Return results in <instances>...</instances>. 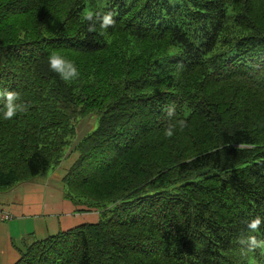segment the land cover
Segmentation results:
<instances>
[{"label":"trees","instance_id":"16d2710c","mask_svg":"<svg viewBox=\"0 0 264 264\" xmlns=\"http://www.w3.org/2000/svg\"><path fill=\"white\" fill-rule=\"evenodd\" d=\"M173 2L0 0V90L27 106L4 120L0 98V192L48 176L97 116L62 183L99 221L14 264H264V247L239 243L264 240V0ZM86 8L116 13L115 28L89 33ZM53 51L78 79L50 69ZM170 104L187 122L171 139Z\"/></svg>","mask_w":264,"mask_h":264},{"label":"crops","instance_id":"0c3cea01","mask_svg":"<svg viewBox=\"0 0 264 264\" xmlns=\"http://www.w3.org/2000/svg\"><path fill=\"white\" fill-rule=\"evenodd\" d=\"M69 152H73V149ZM68 155L66 153L65 157ZM77 158L78 153L65 166L62 165L64 159L58 167L61 171H57V168L42 180L35 179L0 192V264H14L20 258L18 250L32 243L35 234L40 236L39 240L43 239L44 233L48 234L55 227L54 224L66 230L97 222L96 213L75 212V207L61 197V180ZM54 187H59L58 200ZM5 216L8 218L5 219ZM51 220L54 224L46 225Z\"/></svg>","mask_w":264,"mask_h":264},{"label":"clouds","instance_id":"9594fccd","mask_svg":"<svg viewBox=\"0 0 264 264\" xmlns=\"http://www.w3.org/2000/svg\"><path fill=\"white\" fill-rule=\"evenodd\" d=\"M116 13L112 11H101L92 8H86L82 13L83 20L87 23V31L89 33L97 31L96 25H99L101 34L107 33L109 28H115L116 19L114 18ZM48 63L50 69L55 72L63 81L71 83L78 79L79 71L75 63L66 58L59 52L53 51L48 57ZM0 98L5 102V110L3 111V119L11 120L18 112L27 111V106L19 104L17 101L20 99V94L15 91H8L7 89L0 90ZM167 117L169 123L164 129V136L171 139L177 128L182 132L187 127V122L184 119L174 120L176 116V107L174 104L166 106ZM256 145L241 142L238 145L237 150L254 149ZM246 228L249 233H257L262 225V218L256 216L250 221H246ZM239 243L242 246H247L246 249L242 248V252L251 251L259 247H264V240H258L256 235H245L241 233Z\"/></svg>","mask_w":264,"mask_h":264},{"label":"rangeland","instance_id":"374dc122","mask_svg":"<svg viewBox=\"0 0 264 264\" xmlns=\"http://www.w3.org/2000/svg\"><path fill=\"white\" fill-rule=\"evenodd\" d=\"M168 2H170V3H174L173 2V0H167ZM96 126H97V116L95 115V114H91V115H89L88 117H86V118H84V119H82V120H80L79 122H78V124H77V127H76V135H75V138L73 139V143H72V145L74 146V144L77 142V141H79L85 134H87L88 132H90V131H92L93 129H95L96 128ZM72 146V147H73ZM70 150H72L71 148L67 151V154L69 153V155L67 156V157H65L64 159H66L64 162H63V164L62 165H67L68 163H69V161L73 158V156L74 155H77V153H74V151L73 152H69ZM63 159V160H64ZM62 160V161H63ZM61 161V162H62ZM60 165V164H59ZM59 167V166H58ZM57 167V168H58ZM60 167H63V166H60ZM56 168V169H57ZM61 168H58L57 169V171H61L60 170ZM53 171V170H52ZM52 171H50L49 172V174H47L48 176L52 173ZM46 177V176H45ZM45 177H40V178H37V180H42V179H44ZM61 182H62V180H61ZM63 184V183H62ZM54 188H56V191L54 192V195H55V198L58 200L59 199V187H54ZM61 197H62V199L64 200V201H67V202H69L73 207H75V212H92V213H96L97 215H98V220H97V222L99 221V219H100V214H99V211L96 209V208H94V207H88V206H85L86 205V202H83L84 204H82V205H75V204H73L71 201H69V200H67V199H65L64 198V196H63V187H62V189H61ZM109 217V215H107L106 216V218H108ZM97 222H95V223H91V224H96ZM54 224V222L51 220V221H49V222H47L46 223V225H48V224ZM87 224H89V223H87ZM55 225V227L53 228V229H51L50 231H49V233L48 234H45L44 233V235H43V239H45V238H47V237H50V236H53V235H55V234H57L58 232H60V231H66V230H68V229H66V230H61V229H59L58 228V226H57V224H54ZM80 225H82V224H80ZM41 226V225H40ZM79 226V225H78ZM76 227V226H75ZM72 228H74V227H72ZM69 229H71V228H69ZM39 238H40V236L38 235V234H35L34 236H33V240L35 241V240H39ZM42 240V239H41ZM26 246V245H25ZM25 246L23 247V249H19L18 250V254H19V257H20V254L21 253H23L24 252V250H25Z\"/></svg>","mask_w":264,"mask_h":264},{"label":"built area","instance_id":"2783aa9c","mask_svg":"<svg viewBox=\"0 0 264 264\" xmlns=\"http://www.w3.org/2000/svg\"><path fill=\"white\" fill-rule=\"evenodd\" d=\"M4 218H5V219H7L8 217H7V216H5Z\"/></svg>","mask_w":264,"mask_h":264}]
</instances>
